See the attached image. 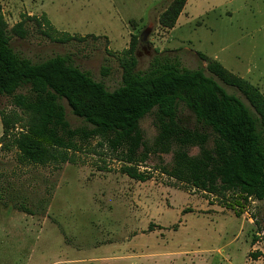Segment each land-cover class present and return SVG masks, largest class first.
Wrapping results in <instances>:
<instances>
[{
    "label": "rangeland",
    "instance_id": "obj_1",
    "mask_svg": "<svg viewBox=\"0 0 264 264\" xmlns=\"http://www.w3.org/2000/svg\"><path fill=\"white\" fill-rule=\"evenodd\" d=\"M171 1L0 0V9L10 28L24 16L45 15L58 32L86 38L53 42L29 23V37L14 38L12 47L33 63L66 56L109 91L122 85L120 58L133 36L149 28L135 52L138 72L148 71L156 58L175 57L185 68L206 71L200 52L264 96V0H190L175 28L165 30L159 18ZM62 104L73 128L85 125ZM0 109H11L8 98L0 96ZM179 118L215 137L183 105ZM154 119L149 115L140 125L148 147L158 134ZM96 144L78 164L59 168L22 166L15 151L0 149V264H264V202L249 200L238 217L160 174L162 165L172 166L176 148L150 155L141 170L153 178L142 183L123 175L109 154L101 158L100 148L92 151ZM188 152L199 154L197 148Z\"/></svg>",
    "mask_w": 264,
    "mask_h": 264
},
{
    "label": "trees",
    "instance_id": "obj_2",
    "mask_svg": "<svg viewBox=\"0 0 264 264\" xmlns=\"http://www.w3.org/2000/svg\"><path fill=\"white\" fill-rule=\"evenodd\" d=\"M187 2L172 0L160 15V26L174 29ZM29 23L53 42L86 39L58 32L45 15L24 16L10 28L0 9V96L9 99L11 108L0 109V149L15 151L20 165H76L97 141L92 151L100 148L101 158L109 154L123 175L145 183L153 178L141 170L150 155H167L176 148L172 166L159 168L175 184L214 198L238 217L249 200L264 202V96L250 82L200 52L211 76L203 68L183 67L176 57L156 58L148 71L138 72L140 38L133 36L120 58L122 85L109 91L66 56L33 63L18 54L12 40L27 39ZM220 83L237 90L248 104ZM64 100L84 126L70 125ZM182 105L212 130L213 139L181 123ZM149 115L158 132L152 147L144 142L140 126ZM189 148L199 154L190 156ZM20 209L33 215L25 206ZM250 256L256 259L260 253Z\"/></svg>",
    "mask_w": 264,
    "mask_h": 264
},
{
    "label": "water",
    "instance_id": "obj_3",
    "mask_svg": "<svg viewBox=\"0 0 264 264\" xmlns=\"http://www.w3.org/2000/svg\"><path fill=\"white\" fill-rule=\"evenodd\" d=\"M150 31H151V29L148 28L142 33V35L140 37V43H145L146 42L147 36H148Z\"/></svg>",
    "mask_w": 264,
    "mask_h": 264
},
{
    "label": "crops",
    "instance_id": "obj_4",
    "mask_svg": "<svg viewBox=\"0 0 264 264\" xmlns=\"http://www.w3.org/2000/svg\"><path fill=\"white\" fill-rule=\"evenodd\" d=\"M189 1H190V0H188L187 5H188ZM187 5H186V7H187ZM186 7H185V8H186ZM184 11H185V9H184ZM184 11H183V12H184ZM182 14H183V13H182ZM180 17H181V16H180Z\"/></svg>",
    "mask_w": 264,
    "mask_h": 264
}]
</instances>
